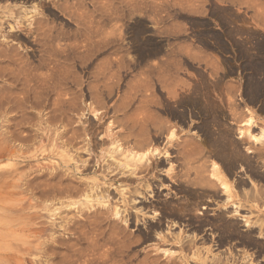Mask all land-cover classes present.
I'll return each instance as SVG.
<instances>
[{
  "label": "rangeland",
  "instance_id": "obj_1",
  "mask_svg": "<svg viewBox=\"0 0 264 264\" xmlns=\"http://www.w3.org/2000/svg\"><path fill=\"white\" fill-rule=\"evenodd\" d=\"M11 3L28 16L17 14L4 30L22 23L36 32L9 42L8 54L52 80L50 89L43 83L49 106L18 104L8 114L0 107V264H264L257 248L264 243V28L256 25L264 24V2L0 0V7ZM93 30L99 36L89 37ZM41 33L44 46L31 38ZM37 76L30 85L39 94ZM168 93L187 101L185 117L163 112ZM143 113L152 116L145 129ZM131 153L146 154L144 162L133 163ZM91 185L102 191L89 192ZM128 198L129 221L106 214L123 211ZM219 217L251 242L222 239Z\"/></svg>",
  "mask_w": 264,
  "mask_h": 264
},
{
  "label": "bare ground",
  "instance_id": "obj_2",
  "mask_svg": "<svg viewBox=\"0 0 264 264\" xmlns=\"http://www.w3.org/2000/svg\"><path fill=\"white\" fill-rule=\"evenodd\" d=\"M42 3V2H41ZM45 4V3H44ZM11 5V6H10ZM10 5H6V6H3V7H0V65H1V67H0V77H1V79H4L3 81H4V85H3V87L1 88L3 91H2V95H3V92H4V94H5V92L7 93V95H3V97L2 98H0L1 99V101H0V107H3V110H4V112L5 113H11V112H13L14 113V111H15V108H17V106H19L20 104L21 105H25V109L27 110V109H34V108H36L35 107V104H41V105H43L44 107L45 106H49L48 105V103L50 102L49 100H48V97H50V96H48V94L50 93L49 92V90H45L46 89V87L47 88H49L48 86H47V84L45 83V81L46 80H52L51 79V77L52 76H47V74H46V76H45V74H44V77H42L41 79L39 78V77H41V76H43V75H41V76H37L36 74H35V76H37L38 78L37 79H39L40 81H39V83L40 82H42V84H40V88H41V91H42V85H43V83H44V85L46 86H44L45 88H44V90L42 91V93L40 92H38L39 94H36V91H34V88H32V86L30 85L31 84V82H33L32 84H34V79L36 80V78H35V76H34V74H31L30 73V71H31V69H30V67H29V63H27V62H22V63H19L20 62V60L18 61V59L16 60L15 58H17V57H15L14 58V56H10V54L11 53H9L8 54V51L10 50V49H14L13 48V46H12V44L10 45V43L11 42H14V41H17L18 42V40H23L24 42H28V38L30 37V36H32V34L34 33V32H36L34 29H32V28H30L31 27V25L30 26H28V24H25V25H21L22 23H18L17 25H15V26H13V25H11V27H10V24H9V27H8V31H5L4 30V28H3V26H4V24H6V22H10V20L11 19H13L14 18V16L17 18L18 16H16L17 14H21V17H23V18H25L26 16H28L27 14H28V8L27 7H25V6H23V5H21V6H14L12 3L10 4ZM32 6H30V9L31 10H34V12H35V10L37 9L36 8V6L34 7H32ZM15 18V19H16ZM3 19H4V22H3ZM18 19V18H17ZM12 21H14V20H12ZM20 21V20H19ZM24 21V20H23ZM16 23H17V21H16ZM15 23V24H16ZM31 23V21H29V24ZM43 32V31H42ZM98 33H99V31L98 30H93V31H89V33H88V36L89 37H94V36H96V35H98ZM45 34H47V33H45ZM23 35H25V36H23ZM23 36V37H22ZM49 36V35H48ZM99 36V35H98ZM31 38H33V41L35 42L36 41V43L37 42H40L41 44L40 45H42V46H44L45 45V43H46V41L48 40V37L46 36V35H44V33L42 34L41 33V35L39 34V36H37V34H36V36L34 37V35H33V37H31ZM87 39V38H86ZM32 40V39H31ZM32 41V42H33ZM87 41H88V39H87ZM10 42V43H9ZM38 44V43H37ZM39 45V46H40ZM38 46V45H37ZM41 47V46H40ZM3 48V49H2ZM16 48V47H15ZM41 48H43V47H41ZM143 49L144 48H140L139 47V56H142V55H144L145 53H143L144 51H143ZM46 50V49H45ZM145 50V49H144ZM11 52L13 51V50H10ZM47 53V52H46ZM18 55V54H17ZM43 56V55H42ZM87 59V58H86ZM88 60V59H87ZM27 61H29L28 59H27ZM39 64H38V66H39V68H42V69H44L45 68V63H44V61H42V59L40 60V62H38ZM31 65V64H30ZM38 68V69H39ZM30 70V71H29ZM32 73H33V70H32ZM41 73V72H40ZM50 73V72H49ZM108 73V72H107ZM50 75H51V73H50ZM105 79V78H104ZM109 79V78H108ZM49 80V81H50ZM60 80V79H59ZM106 80H107V78H106ZM38 81V80H37ZM36 81V82H37ZM54 81V80H53ZM159 81V80H158ZM35 82V83H36ZM59 82V81H58ZM50 83H51V81H50ZM53 83V82H52ZM147 84V83H146ZM37 86V85H36ZM50 86V85H49ZM164 86V85H163ZM38 87V86H37ZM39 88V87H38ZM161 88V87H160ZM50 89V88H49ZM162 89V88H161ZM36 90V89H35ZM52 90V89H51ZM56 90V89H55ZM167 90V89H166ZM37 91H39V90H37ZM53 91V90H52ZM51 91V92H52ZM1 92V91H0ZM47 92H49L48 94H47ZM1 95V96H2ZM51 95V94H50ZM57 95V94H56ZM168 100L166 101V102H164V104L162 105V110H163V112H165V113H167V114H169V115H171V117H179V118H182V117H185L186 116V108H185V106H187V101H181L180 102V100H179V98H178V96L177 95H169V93H168ZM51 99V98H50ZM164 99V98H163ZM181 99V98H180ZM38 102H40V103H38ZM19 104V105H18ZM50 104V103H49ZM58 104V103H57ZM40 105V106H41ZM68 105V104H67ZM37 106V105H36ZM39 106V105H38ZM39 106V107H40ZM42 106V107H43ZM53 106V105H52ZM91 106V105H90ZM22 107V106H21ZM24 107V106H23ZM180 107H182L183 108V110L182 111H177L178 110V108H180ZM20 108V107H19ZM53 108H55V107H53ZM143 109V108H142ZM146 109V108H145ZM177 109V110H176ZM14 110V111H13ZM17 110V109H16ZM24 110V109H23ZM22 110V111H23ZM144 110V109H143ZM140 111H142V110H140ZM191 111V110H190ZM4 113V114H5ZM140 113V112H139ZM144 113H145V110H144ZM143 113V114H144ZM143 114H141V115H143ZM147 114V115H146ZM146 114H144L142 117L143 118H139V122H140V120H142L141 121V123H139V126H141L142 125V129L145 127V128H148V127H146V125L147 124H149V125H151L152 123L150 122V121H152V116L151 115H149L148 113H146ZM14 115H16V114H14ZM53 116V115H52ZM4 117V116H3ZM57 117V116H56ZM64 117V116H63ZM151 117V118H150ZM154 117V116H153ZM37 118V117H36ZM51 118V117H50ZM49 118V119H50ZM7 119V118H6ZM9 120L11 121V123L13 122V124H14V121H15V119L11 116V118L9 117ZM54 120V119H53ZM55 121H56V118H55ZM59 121V120H58ZM49 122H50V120H49ZM51 122H53V121H51ZM138 122V121H137ZM148 122H150V123H148ZM7 123H9V122H7ZM20 123V122H19ZM34 124H36V123H34ZM50 124V123H49ZM154 124V123H153ZM248 124H251V122H249ZM12 125V124H11ZM39 125V124H38ZM148 125V126H149ZM14 126V125H13ZM173 127V126H172ZM250 126H248V128H249ZM140 127H139V129L138 130H140L141 129ZM144 128V129H145ZM34 129V128H33ZM38 129V128H37ZM140 130V131H142V132H144V130ZM161 129V128H160ZM159 129V130H160ZM173 129V128H172ZM11 130V129H10ZM7 131V130H6ZM162 131V130H161ZM167 131V130H166ZM231 131V130H230ZM37 132V131H36ZM210 132H211V130H210ZM15 133V132H14ZM140 133V132H139ZM209 133V132H208ZM262 135H264V130H262V132H260ZM52 134V133H51ZM156 134V133H155ZM160 134V133H159ZM260 134V135H261ZM17 135V134H16ZM15 135V136H16ZM117 135H118V137L117 138H119V137H122V133L119 135L118 133H117ZM33 136V135H32ZM41 136V135H40ZM143 136V135H142ZM159 136V135H158ZM14 137V136H13ZM30 137V136H29ZM48 137V136H47ZM116 137V135H112L111 136V141H113L114 140V138ZM129 137H131V135L129 136L128 135V139H130ZM172 137H174V134H173V132H170L169 133V136H168V138L169 139H171ZM253 137H254V135H253ZM26 138H27V136H26ZM25 138V139H26ZM33 138V137H32ZM31 137L29 138V139H32ZM105 138V137H104ZM109 138V137H108ZM116 138V139H117ZM125 138H126V135H125ZM144 138V137H143ZM256 138H257V136H256ZM21 139V138H20ZM43 139V138H42ZM122 139V138H121ZM12 140V139H11ZM28 140V139H27ZM67 140V139H66ZM106 140V139H105ZM124 141L126 140L127 141V139H123ZM256 140V139H255ZM19 141V140H18ZM22 141H23V139H22ZM25 141V140H24ZM116 141V140H115ZM126 141H125V143H126ZM129 141V140H128ZM21 142V141H20ZM28 142V141H27ZM30 142V141H29ZM32 142V141H31ZM123 142V141H122ZM149 142V141H148ZM99 143V142H98ZM103 143H104V141H103ZM110 143V142H109ZM113 143H114V141H113ZM112 144V143H111ZM122 144V143H121ZM127 144V143H126ZM243 144V143H242ZM115 145V144H114ZM125 145V144H124ZM123 145V146H124ZM131 145H132V143H131ZM135 145V144H134ZM249 145V144H248ZM136 146V145H135ZM135 146L134 147H132V148H135ZM127 147H128V145H127ZM146 147V146H145ZM150 147V146H149ZM118 148V150L120 149V147L118 146V147H116L115 149H117ZM123 148V147H122ZM125 149V148H124ZM124 149H123V151H124ZM136 149V148H135ZM143 149V148H142ZM130 150V149H129ZM133 150V149H132ZM149 150V149H148ZM153 150V149H152ZM155 150V149H154ZM153 150V151H154ZM71 151V150H70ZM121 151V150H120ZM123 151H121V152H123ZM131 151V150H130ZM144 151V150H143ZM153 151H148L149 152V154H147L148 156L150 155V156H156V151L155 152H153ZM227 151V150H226ZM209 152V151H208ZM237 152H238V150H237ZM129 153V152H128ZM127 153V154H128ZM210 153L212 154V151H210ZM229 153V152H228ZM68 154V153H67ZM132 154V153H131ZM131 154H130V156H131ZM135 154V153H134ZM134 154H132V155H134ZM144 154V153H143ZM215 154V153H214ZM124 155V154H123ZM122 155V156H123ZM129 155V154H128ZM4 156V155H3ZM77 156V155H76ZM135 156V155H134ZM145 156H146V154H144V155H137V156H135V157H131V161H133V163L135 162V163H142V161L144 162V158H145ZM124 157V156H123ZM210 157H211V155H210ZM221 157V156H220ZM234 158V157H233ZM261 158V157H260ZM126 159V158H125ZM129 159V158H128ZM231 159V158H230ZM72 160V159H71ZM127 160V159H126ZM130 161V162H131ZM232 161H234V160H231V162ZM125 162V161H124ZM249 162V161H248ZM150 164H152V163H150ZM118 165V164H117ZM116 165V166H117ZM136 165V164H135ZM128 166V165H127ZM232 166V164L230 165L229 164V168ZM248 166H250V165H248ZM125 167V166H124ZM123 167V168H124ZM140 166H138L137 168H139ZM142 167V166H141ZM127 168V167H126ZM129 168H131V167H129ZM99 169V168H98ZM107 169H108V166H107ZM110 169V168H109ZM128 169V168H127ZM143 169V168H142ZM151 169V168H150ZM77 170V169H76ZM105 170V169H104ZM117 170V169H116ZM107 171V170H106ZM106 171H104V172H106ZM109 171V170H108ZM111 171H115V170H112V168H111ZM247 171V170H246ZM101 172V171H100ZM103 172V171H102ZM103 172V173H104ZM110 172V171H109ZM122 172V171H121ZM124 174V173H123ZM123 174H121V175H123ZM132 174V173H131ZM117 175H118V173H117ZM257 175V174H256ZM115 175H110L109 176V174H105L104 175V177H106L107 178V180L109 181V182H114V177ZM132 177V176H131ZM113 178V179H112ZM104 179V178H103ZM121 179V178H120ZM127 180V179H126ZM131 180V179H130ZM251 180V179H250ZM105 181H106V179H105ZM83 182V181H82ZM108 182V183H109ZM124 182V181H123ZM133 182V181H132ZM224 182V181H223ZM241 182V181H240ZM84 183V182H83ZM103 183H107V182H103ZM136 183V182H135ZM189 183V182H188ZM28 184V183H27ZM96 184V183H95ZM113 184V183H112ZM226 184V183H225ZM224 185V184H223ZM84 186H85V184H84ZM83 187V186H82ZM225 187V186H224ZM30 188V187H29ZM84 188H86V186L84 187ZM88 188V187H87ZM185 189V188H184ZM184 189H182V190H184ZM224 189V188H223ZM85 190H87V189H85ZM89 192H91L92 191V193H93V191L95 192L96 191V193L98 192V190H99V192L98 193H100L101 191H102V189L101 188H99L97 185L95 186V188H94V186L93 185H91L90 187H89ZM230 192V190L229 189H225L224 190V192ZM121 192H122V190H121ZM185 192V191H184ZM80 193V192H79ZM87 193H88V191H87ZM95 193V195H97ZM240 193V192H239ZM94 194V193H93ZM202 194V193H201ZM230 194L231 193H229V195L226 197V200H229V199H231L232 198V196H230ZM56 195V194H55ZM54 195V196H55ZM207 195V194H206ZM45 196V195H44ZM86 196V195H85ZM124 196V195H123ZM203 196V195H202ZM221 196V195H220ZM87 197V196H86ZM89 197V196H88ZM88 197L87 198H85V200L87 199L88 200ZM91 197V196H90ZM122 198H124V197H122ZM249 198H251L252 200H253V197L252 196H249ZM89 199H92V197L91 198H89ZM125 199V198H124ZM123 199V200H124ZM127 199V198H126ZM131 199V198H130ZM260 199V198H259ZM250 200V199H249ZM97 201V200H96ZM131 201L132 200H129V198H128V200H124L123 202H122V204H124V207H122L123 208V211H119V210H117L116 209V207H115V209L113 210V209H107V211H106V214H108V212H109V214H112L114 217H117L120 221H123V222H127V221H129V216H128V214L126 215V216H124V215H122V214H124L125 212H126V207H128V204H131ZM201 201V200H200ZM255 201V200H254ZM130 202V203H129ZM87 203H93V202H90V201H87ZM94 203H96V202H94ZM94 203L92 204L93 206H94ZM96 204H98V205H100L101 203H100V201H98ZM193 204V203H192ZM92 205H90L91 207H92ZM47 206V205H46ZM91 207H89L88 206V208H91ZM185 207V206H184ZM126 209V210H125ZM193 209V208H192ZM220 209H221V207H220ZM188 210L189 209H187V207H185V208H182L180 211H182L181 213H187L188 212ZM235 212H237L236 211V209L234 210ZM222 212V211H221ZM220 212V213H221ZM226 212V211H225ZM98 214L99 213V215H100V213L101 214H103V212H95V214ZM105 213V212H104ZM104 215V214H103ZM186 215V214H185ZM95 216H97V215H95ZM101 216V215H100ZM189 216V215H188ZM96 218V217H95ZM220 219H219V222H221V227H222V239H230V240H232V239H235V238H237L238 236H240V240L239 241H241L242 243L241 244H244L245 242L247 243V242H251V240H247V239H249L248 238V236L249 235H247V234H238L239 232H237L236 231V229H238V228H236L235 227V224H234V227L233 226H230L231 225V223L230 222H225L224 221V219L222 220V218L221 217H219ZM104 219V218H103ZM107 219V218H106ZM97 221H98V219H96ZM112 220V219H111ZM201 220V219H200ZM100 221V220H99ZM89 222V221H88ZM94 221L92 220V223H93ZM202 222V221H201ZM232 222V221H231ZM85 223H86V221H85ZM95 223H96V221H95ZM94 223V224H95ZM202 223H204V222H202ZM255 223V222H254ZM200 224V223H199ZM198 224V225H199ZM206 224H207V222H206ZM214 224V223H213ZM201 225V224H200ZM91 226V225H90ZM96 226V225H95ZM156 226H158L159 227V225H157L156 224ZM155 226V227H156ZM201 226H203V225H201ZM208 226V225H207ZM213 226V225H212ZM154 227V228H155ZM158 227H157V229H158ZM205 227V226H204ZM218 228H220L219 226H217ZM236 228V229H235ZM156 229V230H157ZM160 229V228H159ZM197 229V228H196ZM215 229V228H214ZM248 229V228H247ZM152 230V229H151ZM201 230V229H200ZM220 230V229H219ZM74 231V230H73ZM154 231V230H153ZM152 231V232H153ZM212 231V230H211ZM159 233V232H158ZM218 233V232H217ZM160 235V234H159ZM252 237V236H251ZM221 237H219V239H220ZM225 241V240H224ZM219 242V241H218ZM253 243V242H252ZM260 243V242H259ZM218 244H220V243H218ZM239 244H240V242H239ZM250 244V243H249ZM222 245V244H221ZM220 245V246H221ZM219 246V247H220ZM257 248H258V250H259V253H264V243L263 244H259V245H257ZM227 253V252H226ZM228 256V255H227ZM233 256V255H232ZM231 257V256H230ZM234 257V256H233ZM228 258H229V256H228ZM223 259H225L224 261H231V259L229 260V259H227V258H225L224 256H223ZM216 261H220V262H223L221 259H219V257L217 258V260ZM236 262L238 261V260H235ZM231 263V262H230ZM232 263H234V258H232ZM238 263V262H237Z\"/></svg>",
  "mask_w": 264,
  "mask_h": 264
},
{
  "label": "crops",
  "instance_id": "obj_3",
  "mask_svg": "<svg viewBox=\"0 0 264 264\" xmlns=\"http://www.w3.org/2000/svg\"><path fill=\"white\" fill-rule=\"evenodd\" d=\"M261 1L264 2V0H261ZM252 22L255 23V14H254V12H252ZM263 23H264V21H263ZM256 25H257L258 28H264V24L260 25L259 22H256Z\"/></svg>",
  "mask_w": 264,
  "mask_h": 264
}]
</instances>
